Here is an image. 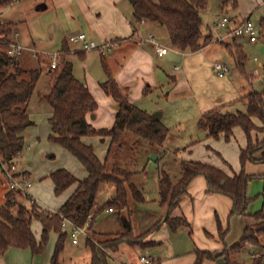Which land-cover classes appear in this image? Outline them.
Returning a JSON list of instances; mask_svg holds the SVG:
<instances>
[{"label":"rangeland","instance_id":"rangeland-1","mask_svg":"<svg viewBox=\"0 0 264 264\" xmlns=\"http://www.w3.org/2000/svg\"><path fill=\"white\" fill-rule=\"evenodd\" d=\"M152 1L155 2L156 0ZM207 1L206 8L200 12L202 21L200 30L203 38L210 35L213 42L208 45L209 48L203 53H188L183 54V56L178 51L175 53L169 45L165 29L159 25L162 31L156 34L140 32L139 35L144 40L148 35L153 34L161 45L165 46L168 51L170 50L168 55L157 64L163 70V75L166 78V82L160 89L162 92L147 93L140 100L133 102L134 106L144 110L152 117L155 112H163L160 122L169 129L168 137L161 148L155 149L150 148L140 139L134 141L127 139L121 155L123 165L135 172L132 182L144 197L145 202H131L129 211H114L112 213L106 211L96 215L91 224V229L77 237V245L71 243V228L66 225L64 229L67 237L59 256L60 263L89 264L90 252L85 245V239L88 235H92L95 239L99 237L101 239L103 234L122 232L129 228L132 229L134 237L145 233L144 242L154 241L160 242L162 245L143 248L121 244L117 251L110 254L108 264H138L141 256L150 255L155 259L157 253L163 257L170 255L165 242L167 236L170 235L169 227L164 222L166 211L159 205L158 179L160 174L166 173L173 184L177 183L181 177L179 168L181 161L207 164L228 175L239 174L242 171L239 164V154L246 146V136L243 131L240 128H234L229 141H225L222 136L214 139L202 136L203 132L198 131L196 121L203 114L212 110H218L222 113H244L246 111L244 96L253 91L264 92V52L261 51V48L264 47V36L261 28V22L264 19V0H235L236 5L234 7L232 6L233 0H229L227 3H224L226 0ZM41 3L40 0H15L2 10L0 21L20 23L18 30L23 31L25 36L31 35L36 43L49 47L48 50H50L48 53L36 51L37 60L31 57L30 51H24L17 60L20 62L21 70L39 69L41 74L26 106V112L33 125L27 129L24 135V149L20 156L15 159L14 169L10 170L15 173V176H24L28 179L30 187L27 189V193L35 200L38 207H41L39 210L42 213H53L66 201L74 187L68 188L60 195H55L49 175L58 169H63L75 179L81 180L86 176V173L65 148L48 139L50 127L46 119L51 114V109L45 96L53 84V74L51 73L53 70L50 71L48 68V58L55 52L53 48H50V45H47L46 39L49 29H51L50 25L53 24L46 19L48 15L43 16L41 12L37 11L38 8L41 9ZM112 5L117 10H126V17L131 18L128 0L112 2ZM102 6L106 9L107 3L106 8L105 4ZM111 15L109 13L106 16L110 19ZM222 18L229 20L228 28H232L235 18L238 20L249 19L257 31V42L249 43L244 37H226V31L217 27ZM11 39L18 41L14 34ZM227 43H229L230 48L225 46ZM238 45L246 56L242 67L238 66L236 57L231 54L234 51H230L233 48L235 50L239 47ZM69 52V49L58 52L60 55L57 65L60 58L66 57ZM107 55H101L98 51H91L86 52L84 60H72L75 77L84 82L83 77L88 73L96 82L105 81L106 73L102 57H107ZM215 63L227 67L228 72L223 78L217 76L214 68ZM175 67H178L179 70L176 71ZM48 71L51 73V77L48 75ZM253 72L256 75H253ZM173 73H183L186 77L193 93L191 98H184L187 87L185 82L176 83L169 79L168 76ZM129 88V85L121 88L125 96L128 95ZM169 90L171 91L169 92ZM101 109L103 111V107ZM252 136L254 138L256 134L252 133ZM261 136L262 134L258 133L256 138L259 140ZM91 138L93 151L102 160L107 142L101 143L95 137ZM164 146L168 147L167 151H164ZM153 156L156 158L154 159ZM23 171L27 172L29 176ZM262 171H264V163H247L243 168L244 174L252 176L246 187L247 215L237 216L231 220L229 234L224 239L229 248L239 245L232 250L230 249L228 255V259L237 264H250L254 258L264 257V237H259L260 246H247L240 241L244 227L252 226L254 223L250 215L264 207V183L259 178ZM200 177L203 178V176ZM7 191V178L0 168V207L7 203L5 198ZM113 193V188L102 186L95 200L96 206L101 205ZM10 201L20 205L23 200L19 195L11 192ZM25 206L29 210L30 206ZM156 224L158 227L147 234V231ZM31 229L35 237L39 239L41 229L39 222L32 220ZM186 232L182 235L183 239L189 230ZM189 237L192 238V234ZM148 245L150 244L148 243ZM54 246L55 243H53L51 236L46 248L54 250Z\"/></svg>","mask_w":264,"mask_h":264},{"label":"trees","instance_id":"trees-1","mask_svg":"<svg viewBox=\"0 0 264 264\" xmlns=\"http://www.w3.org/2000/svg\"><path fill=\"white\" fill-rule=\"evenodd\" d=\"M15 0H0V14ZM226 0L224 3H227ZM134 23L149 22L163 27L169 45L181 53H195L209 45L211 36L202 37L200 12L207 6V0H128ZM236 5L235 0L232 6ZM264 36V19L261 22ZM13 24L0 23V41L8 43L13 36ZM230 48L229 44L226 45ZM236 48V47H235ZM234 49V48H233ZM231 54L236 57L239 67L246 59L240 47ZM67 50L66 45L62 51ZM238 50V52H237ZM106 80L99 84L105 96L118 105L114 122L109 129H95L87 122V116L97 109V103L86 85L78 80L72 70V64L65 56L61 57L53 74V84L45 96L51 109L48 124L51 129L49 140L65 148L86 171V177L78 181L70 173L58 169L49 175L53 193L60 195L70 187L73 191L55 213H42L38 206H30L27 215L14 213L15 203L10 201L11 192L5 194L7 203L0 207V257L8 249L28 250L32 255H40L46 248L50 236H57L50 264H62L59 256L67 237L62 221L66 220L82 228L90 219L86 231L91 229L96 215L105 211H129L131 202L143 203L144 197L132 182L135 174L123 165L122 152L127 139H140L150 148H161L169 134V129L160 120L129 103L104 65ZM41 70L23 71L19 62L7 57L0 51V168L10 167L24 149L21 132L32 123L26 112L27 103L35 89ZM25 75V76H24ZM244 113H222L212 110L203 114L196 121L198 131L206 137L218 139L222 136L229 141L234 128H240L246 136V146L240 151L239 174L228 175L210 165L199 162L181 161V177L172 183L166 173L158 179L159 205L166 211L164 222L170 231L179 227H188L182 217H172L171 213L179 206L189 183L197 176H203L208 191L222 194L232 202L230 216H246L247 182L252 178L243 168L247 163H264V92H250L244 96ZM252 133H261L258 140ZM108 137L110 139L103 161L94 154L91 146L81 142L82 137ZM256 155H259L256 157ZM264 183V173L259 175ZM102 186L113 188V195L101 205L95 200ZM129 213V212H128ZM252 226L243 230L240 241L249 245L260 246L259 237H264V207L250 215ZM40 224V236L36 239L31 221ZM158 227L156 224L147 234ZM145 233L134 237L132 229L122 232L103 234L101 239L88 235L85 245L90 252L89 264H108L109 255L117 251L121 244L146 247ZM190 235V234H189ZM193 264H202L205 259H212L209 252H195ZM225 264H237L228 261ZM250 264H264V257L254 258Z\"/></svg>","mask_w":264,"mask_h":264},{"label":"crops","instance_id":"crops-1","mask_svg":"<svg viewBox=\"0 0 264 264\" xmlns=\"http://www.w3.org/2000/svg\"><path fill=\"white\" fill-rule=\"evenodd\" d=\"M118 1L120 0H40V2H42V7L41 9L38 8L37 11L41 12L43 16L48 15L46 19L53 24L50 25L51 29H49V34L46 31L48 34L46 38L47 45H50V48H53L54 52L61 51L62 47L66 45V48L69 49L70 52L65 58L70 62L75 59L84 60L86 57V53L81 52L78 47L67 44L66 40L71 35L83 33L88 41H92L97 44L105 41H115L117 43L116 48L108 53L107 57H102L103 64L106 66L110 75L120 89L123 86H130L126 98L129 103L133 104L134 101L140 100L141 97L147 93L162 92L160 89L163 83L166 82V78L163 75V70L157 64L160 63L162 58L168 55L170 50L165 56L161 58L156 57L153 45L146 41L142 42L139 35L140 32H146V34L149 32L156 34L157 32L162 31L161 28L157 24L149 22L134 23V20H132L133 16L131 6V18L128 19L126 17V10H117L112 5V2L115 3ZM103 4H105L106 9L102 6ZM108 12L112 14L110 19L106 16L109 14ZM1 16L2 13L0 14V18ZM243 19L238 20L235 18L234 22L237 23ZM0 23L15 24L13 34H16L18 42L27 50H35L45 53L50 51L48 50L49 47L40 45L38 42L36 43L35 39L31 35L25 36L23 31L18 30V25L20 23L1 21ZM229 43L225 44V46ZM238 46L240 47V45ZM208 48L209 47L207 45L195 53H203ZM172 50L175 53L177 52L174 49ZM261 51L264 52V47L261 48ZM183 54L186 55L188 53L180 52V55L183 56ZM175 70L178 71L179 68L175 67ZM47 73L51 77V73L49 71ZM168 77L169 79H172V82L186 83L187 87L185 88V99L193 96L192 89H190L183 73H173ZM83 81L97 103L96 111L87 116V122L95 129L111 128L118 105L102 92L99 84L104 82V80L96 82L88 73H86L83 77ZM171 90H169V92ZM101 107H103L104 112ZM155 114H158L159 120L162 119L163 112H155ZM50 117L51 114L46 119L47 123ZM28 128L29 127L21 132L24 142V135L26 134ZM91 137L92 136L82 137L81 142L91 146V144H93ZM95 138L101 143L106 141L107 150L110 139L108 137ZM167 150L168 147L164 146V151ZM257 156L259 155H256V157ZM100 161H103V159ZM23 173L29 176L27 172L23 171ZM263 173L264 171H262V174ZM26 207L27 206L22 204H15L13 211L20 216H24L28 213V208ZM231 208L232 202L228 197L208 191L204 177L202 178L197 176L192 179L185 194L180 199L179 206L171 213L172 217H182L187 222L188 227L181 226L175 232H172L169 229L170 235L167 236L165 242L167 243L170 255H165V257H163L161 254L157 253L155 264H193L196 257V251L209 252L212 255V259H205L202 264H225L227 261L226 257L227 259L229 258V251L236 246H239L237 244L229 248L224 240L227 234H229V224L231 220L237 217L230 216ZM107 212L112 213L114 211ZM66 225L71 228L70 224L66 223L62 227L64 232ZM246 227H244V229ZM187 229L189 232L187 236H185L186 238L184 237L183 239L182 235L187 233ZM189 234H192L193 236L192 238L189 237L192 243L188 238V236H190ZM51 236L53 237V243H56L57 236L55 234H52ZM148 243L150 245H148ZM148 243L146 246L147 248L162 245L160 242L157 243L154 241H148ZM245 245L249 246L247 243H245ZM53 252L54 250H48L45 248L42 254L32 255L28 250L10 248L3 256L0 257V264H50ZM228 261L230 260L228 259Z\"/></svg>","mask_w":264,"mask_h":264},{"label":"built area","instance_id":"built-area-1","mask_svg":"<svg viewBox=\"0 0 264 264\" xmlns=\"http://www.w3.org/2000/svg\"><path fill=\"white\" fill-rule=\"evenodd\" d=\"M229 23V20L226 18H222L219 22L217 27L222 28L226 31V37L228 38H237V37H244L248 40L249 43H255L257 42V31L250 22L249 19H243L240 22H234L232 28H228L227 25ZM16 38V34L14 35ZM142 42L146 41L153 45L154 54L156 57H163L168 53V49L161 45L154 37L153 35H148L146 39L142 40ZM67 44L76 46L81 52H91V51H98L101 55H106L110 53L114 48H116L117 43L115 41H105L101 44L97 45L95 42L88 41L86 39L85 34H75L71 35L66 40ZM0 51L3 52L7 57L18 60L24 53V51H30L31 57L34 60H37V52L34 50H27L24 46H22L18 41H14L11 39L8 43H2L0 41ZM59 53L55 52L48 58V68L50 71L54 70L57 66V61L59 59ZM214 68L216 70L217 76L219 78H223L225 74L228 72V69L225 65L220 63H215ZM253 75H256L255 72L252 73ZM20 156V155H19ZM18 156V157H19ZM15 161V160H14ZM10 167L6 165L2 166V172L7 178V185L8 190L15 193L16 195H19L22 198V205H28V206H38L35 202V200L27 193V189L30 187V183L28 182V179L24 176L18 177L15 176V173H12L11 171L14 169L13 163ZM12 169V170H10ZM90 219L88 218V221L85 223V225L82 228L76 227L75 225L69 223L66 220L62 221V227L69 223L71 227V243L73 245H76L78 243L77 237L79 235L85 234L86 227L89 223ZM138 264H155V259L148 255V256H141L139 257Z\"/></svg>","mask_w":264,"mask_h":264},{"label":"water","instance_id":"water-1","mask_svg":"<svg viewBox=\"0 0 264 264\" xmlns=\"http://www.w3.org/2000/svg\"><path fill=\"white\" fill-rule=\"evenodd\" d=\"M153 118H154L155 120H159V118H158V114H155V115L153 116ZM202 136H205V134L203 133ZM153 158L155 159L156 157L153 156Z\"/></svg>","mask_w":264,"mask_h":264}]
</instances>
